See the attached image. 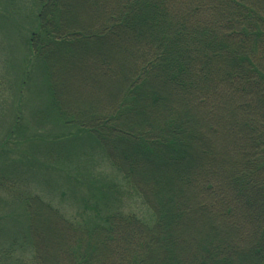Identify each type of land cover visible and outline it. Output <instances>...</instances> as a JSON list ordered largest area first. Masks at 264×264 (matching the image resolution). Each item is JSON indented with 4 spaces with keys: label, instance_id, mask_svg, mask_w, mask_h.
<instances>
[{
    "label": "trees",
    "instance_id": "trees-1",
    "mask_svg": "<svg viewBox=\"0 0 264 264\" xmlns=\"http://www.w3.org/2000/svg\"><path fill=\"white\" fill-rule=\"evenodd\" d=\"M83 1L80 16L72 0H32L25 46L43 75L44 110L56 130H70L64 147L74 156L85 141L101 159L38 162L65 190L56 202L16 192L25 207L12 227L0 219V255L29 251L18 264H264V0ZM76 60L113 76L114 91L72 96L64 64ZM11 178L0 173V191L14 188ZM133 197L147 218L127 210Z\"/></svg>",
    "mask_w": 264,
    "mask_h": 264
},
{
    "label": "rangeland",
    "instance_id": "rangeland-1",
    "mask_svg": "<svg viewBox=\"0 0 264 264\" xmlns=\"http://www.w3.org/2000/svg\"><path fill=\"white\" fill-rule=\"evenodd\" d=\"M11 1L10 3V0H0V173H8L12 177L9 183L12 180H18L16 184H8L14 188H7V192L0 191V199H2L0 200V219L8 223L10 227L16 223L18 212H23L22 207H25L23 201L16 198V192L30 190L32 193L38 192L56 202L65 190L66 185L57 174H52L53 170L49 168L47 171L44 170L38 162L49 166L62 165V162L66 161V156H71L73 159L81 157V160L85 157H82L83 153L90 155L91 162L92 160L98 162L101 159L100 155L85 141L78 140L79 144L74 156L70 148L64 147V144L70 145V140L66 137V132L70 130L54 128L53 114L51 111L44 110L45 105L42 102L43 99L49 100L43 75L38 73L36 66L33 68L34 64L29 65L27 61L29 53L25 43L35 29L34 14L37 12L32 10V0ZM82 3L79 4V0H72L70 11L84 16V12H88L89 8L84 1ZM112 48L110 44H101L98 47L99 51H109L113 50ZM122 59L126 60V57L123 56ZM25 64L29 66L27 69ZM64 70L72 96L81 97L88 89L93 90V94H99L98 97L106 96L110 91H114L109 80L116 79L113 76L110 79L107 74L100 73L102 69H96L95 73V69L90 68L87 61H66ZM86 78L94 80L91 85L86 83ZM97 87L101 88L98 92ZM76 134L78 139L86 137V132L80 129ZM228 145L235 146L233 141ZM45 148L51 149V154L48 155ZM71 163L73 162L69 164ZM33 165L35 167H32ZM102 167L110 171V168L104 165ZM163 171L167 173L166 170ZM13 197L16 199L12 200ZM65 201L67 203L64 202L61 209L65 213L74 214L78 205L73 204L72 200ZM129 209L136 211L144 218L148 217L149 209L136 197L129 200L127 210ZM6 237L0 234V242L2 241L0 247ZM30 254L25 250L23 253L15 251L12 256L0 255V264H18L16 258L26 260L30 258Z\"/></svg>",
    "mask_w": 264,
    "mask_h": 264
}]
</instances>
